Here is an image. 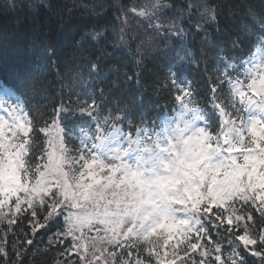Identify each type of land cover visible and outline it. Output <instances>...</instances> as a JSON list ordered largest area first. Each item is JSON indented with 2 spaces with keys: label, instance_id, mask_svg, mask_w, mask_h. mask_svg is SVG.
<instances>
[{
  "label": "snow or ice",
  "instance_id": "obj_1",
  "mask_svg": "<svg viewBox=\"0 0 264 264\" xmlns=\"http://www.w3.org/2000/svg\"><path fill=\"white\" fill-rule=\"evenodd\" d=\"M164 7L153 0L136 15L185 35ZM221 9L205 12L215 21ZM190 58L177 51L153 81L170 104L113 96L104 112L99 86L61 94L36 126L44 78L24 72L16 92L0 90V264H264V56L221 48L203 91L182 75ZM34 129L45 138L37 152Z\"/></svg>",
  "mask_w": 264,
  "mask_h": 264
},
{
  "label": "trees",
  "instance_id": "obj_2",
  "mask_svg": "<svg viewBox=\"0 0 264 264\" xmlns=\"http://www.w3.org/2000/svg\"><path fill=\"white\" fill-rule=\"evenodd\" d=\"M117 1L125 10L131 6L129 0H50L43 4L0 0V78L15 91L24 72L42 76L46 85L42 93H32L34 125L46 120L51 104L61 94L66 98L77 92L95 91L99 86L105 87L107 93L101 109L104 112L115 109L119 99L127 102L129 98L147 97L170 104L161 99L164 89L153 90V81L163 82L167 62L174 63L172 58L177 51L191 52V58L182 62V75L201 85L203 91L204 78L215 66L221 48L241 57L264 36V0H205L211 9L222 6L215 21L203 24L197 31L191 18L184 25L185 35L160 43L156 51L143 56L133 43L127 50L115 43L114 27L120 12ZM161 2L188 11L185 0ZM98 32L102 35L94 38ZM237 38L242 44L232 48L231 41ZM93 62L97 65L95 70L90 66ZM113 83L118 88H112ZM35 135L40 143L33 146V152L45 146L43 135ZM256 224L258 227L259 219ZM41 240L39 247L44 248L47 237ZM224 255L227 256V250ZM248 260L249 264H256V258L248 256ZM38 264H50V256L38 257Z\"/></svg>",
  "mask_w": 264,
  "mask_h": 264
},
{
  "label": "rangeland",
  "instance_id": "obj_3",
  "mask_svg": "<svg viewBox=\"0 0 264 264\" xmlns=\"http://www.w3.org/2000/svg\"><path fill=\"white\" fill-rule=\"evenodd\" d=\"M189 2L194 9L200 11L198 20H201L203 18V15H206L204 2L202 0H189ZM150 4L151 3L147 4V6H149ZM169 11L170 10L168 7H164L160 10V15L164 20H175L178 24V21H180L179 19H177L179 14L175 10H172L170 12ZM132 15L133 16L128 17V21H126L123 28H121L119 31H114L117 43L121 44L123 40H127L128 37H130L131 40L133 39L134 42L139 44L143 51L148 53L150 51L154 52L153 49H156L158 47L159 42L170 39L169 37L171 34L163 39L164 36H166V33L162 34L163 29L158 31L157 29L153 28L146 17H138L134 13H132ZM178 25L180 26V24Z\"/></svg>",
  "mask_w": 264,
  "mask_h": 264
}]
</instances>
